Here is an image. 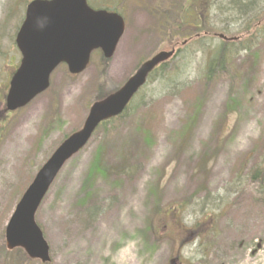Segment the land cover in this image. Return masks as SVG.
<instances>
[{
  "label": "rangeland",
  "instance_id": "1",
  "mask_svg": "<svg viewBox=\"0 0 264 264\" xmlns=\"http://www.w3.org/2000/svg\"><path fill=\"white\" fill-rule=\"evenodd\" d=\"M237 2L202 7L204 34L184 45L180 40L124 118L95 131L63 165L35 215L49 248L45 264H170L175 258L172 264H264V189L251 177L264 147V28L235 44L213 36L238 37L251 6L256 19L264 17V0ZM23 3L0 0L2 103L20 60L14 36ZM157 28L150 19L128 22L112 58L92 54L77 76L58 67L44 93L0 116V264H41L6 250V223L37 171L82 127L95 99L164 49ZM222 45L225 62L206 74ZM98 150L100 167L91 173ZM176 206L179 214L158 219Z\"/></svg>",
  "mask_w": 264,
  "mask_h": 264
},
{
  "label": "water",
  "instance_id": "2",
  "mask_svg": "<svg viewBox=\"0 0 264 264\" xmlns=\"http://www.w3.org/2000/svg\"><path fill=\"white\" fill-rule=\"evenodd\" d=\"M110 18L101 12H90L84 0L31 2L15 38L21 60L9 81L5 110L20 109L44 92L50 74L60 64L77 75L86 68L92 51L101 49L104 59L111 58L124 25L120 19ZM173 54L174 51L157 53L142 63L117 91L90 106L82 127L54 150L16 204L4 231L8 251L19 248L30 259L49 262V248L34 220L49 187L65 162L87 144L99 124L121 115L148 75Z\"/></svg>",
  "mask_w": 264,
  "mask_h": 264
},
{
  "label": "flooded vegetation",
  "instance_id": "3",
  "mask_svg": "<svg viewBox=\"0 0 264 264\" xmlns=\"http://www.w3.org/2000/svg\"><path fill=\"white\" fill-rule=\"evenodd\" d=\"M23 15L21 18V23L24 20L26 6L34 1V0H23ZM42 2H50L52 0H39ZM87 7L92 12H102L105 13L108 17L112 16L118 17L124 23V33L126 32V24L128 22L139 21L140 19H150L152 23H158L160 27V40L162 41V46L164 48L177 50V40L179 36H172V14H173V6L172 0H85ZM176 7L178 8V12L182 15V24L185 28L189 27L190 21L202 24V17L199 16L198 8L199 6H203L206 3L211 4L214 1V5H217V2H222L225 0H176ZM163 2V4H162ZM178 2L180 4H178ZM238 4V2H237ZM235 0H228L227 4L222 3V6L228 7L237 6ZM142 15V17H140ZM157 18L159 19L156 22ZM21 25V24H20ZM157 28V31H160ZM124 33L122 37L124 36ZM187 39H190L191 36L189 34L184 35ZM122 37L119 39L115 51L117 50L118 44L121 41ZM176 40L175 42H173ZM97 55L101 56L102 52L100 50L95 51Z\"/></svg>",
  "mask_w": 264,
  "mask_h": 264
},
{
  "label": "trees",
  "instance_id": "4",
  "mask_svg": "<svg viewBox=\"0 0 264 264\" xmlns=\"http://www.w3.org/2000/svg\"><path fill=\"white\" fill-rule=\"evenodd\" d=\"M251 1H252V3L255 2V0H251ZM252 3H251V5H252ZM197 8H198L197 9L198 10V13L199 12L201 13L202 7L199 6ZM206 10H207V8L205 9V11ZM241 11H242L241 14L243 15L244 12H243V10H241ZM255 17H258V15L256 14L253 6L250 7L249 11L247 10V15L241 16V18H242L241 21L242 22L246 21V23H245L244 31L241 32V33H239L238 34L239 35L238 37L237 36L235 37L237 42H239V40H241V39H244L245 37L251 36L252 34L254 35V33H256L258 27H260L259 30H261V29L264 28V20H263L264 17H261V18H258V19H256ZM181 19H182V15L181 14H179L178 16L177 15L174 16L173 23L171 24L172 32H173L172 36H174V35L176 36V35L183 34L182 33L183 32V24H182V20ZM188 28H190V30H191L190 33L192 35H198V38H199V35H203L204 34V31H205L204 25L198 23L197 21L195 22V24H194L193 27H188ZM200 41H203V39L198 40V42H200ZM233 42H228V43L223 42V45L230 44V43L231 44H235V42L234 43ZM223 45L221 46V52H220V54L219 55H216L215 57L213 56L210 59L209 64L207 66L206 74L211 73V72H212V74H215V71L218 68H220V65H222L225 62L226 57L224 56L225 49H224V46ZM241 48L242 49H245L244 46H242ZM172 59H170L169 61H167L164 64L160 65L158 68L166 65ZM158 68H156L151 73V75H153ZM206 79H208V78H206ZM115 90H112L109 93H104L100 97H97L95 100H101V99H103L104 97H106L108 94H110L111 92H113ZM1 100L2 99L0 98V106H2V109H0V116H2V114H5V110L3 108V103L1 102ZM129 109H130V104H129L128 108L126 109V111L121 116H119L117 118H114V119H111V120H108L106 122H103L98 127V129H100L102 131L103 130L106 131L107 128H109L113 123H115L116 121L124 118L125 114L129 111ZM254 157H255V159L251 163V164H254L253 165V171H252L251 177H252V180H255V181L263 184V189H264V183H262L264 181V147L262 148V151L258 155H255ZM254 157H251V159L254 158ZM99 164H100V150H98L97 153H96V155H95V158H94L93 163L91 165L90 172L91 173H93L95 171L98 172L97 170L100 167ZM243 164H246V162H244ZM255 164H257V165H255ZM166 209L167 210H165V215H164L165 217L164 216H159L158 219L161 218V219H163V220L166 221V218L167 217L172 218L173 215H177V213L179 214L181 212L180 206L167 207ZM160 213H162V212H160ZM182 233H183V238H184L186 236V232L183 231ZM20 252H22V251H20Z\"/></svg>",
  "mask_w": 264,
  "mask_h": 264
}]
</instances>
